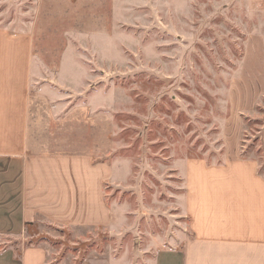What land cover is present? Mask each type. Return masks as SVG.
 <instances>
[{"label":"rangeland","instance_id":"374dc122","mask_svg":"<svg viewBox=\"0 0 264 264\" xmlns=\"http://www.w3.org/2000/svg\"><path fill=\"white\" fill-rule=\"evenodd\" d=\"M0 28L32 32L51 67L78 60L80 75H91L80 85L91 86V114L79 116L73 150L111 167L105 196L127 223L114 234L38 216L0 244L43 246L53 264L119 251L152 257L155 238L189 224L183 161L255 159L264 174V2L0 0Z\"/></svg>","mask_w":264,"mask_h":264},{"label":"crops","instance_id":"0c3cea01","mask_svg":"<svg viewBox=\"0 0 264 264\" xmlns=\"http://www.w3.org/2000/svg\"><path fill=\"white\" fill-rule=\"evenodd\" d=\"M79 66L63 59L53 68L36 53L32 32L0 28V235L24 232L38 216L114 234L127 226L105 196L111 167L73 150L80 144L75 124L91 114V86L80 90L91 85V75L81 76ZM180 166L187 228L155 238L152 257L119 251L81 264H264V174L258 161L194 158ZM49 258L43 246L16 252L10 243L0 244V264H53Z\"/></svg>","mask_w":264,"mask_h":264},{"label":"trees","instance_id":"16d2710c","mask_svg":"<svg viewBox=\"0 0 264 264\" xmlns=\"http://www.w3.org/2000/svg\"><path fill=\"white\" fill-rule=\"evenodd\" d=\"M32 224H34V223L33 222H27L26 227L32 226Z\"/></svg>","mask_w":264,"mask_h":264}]
</instances>
